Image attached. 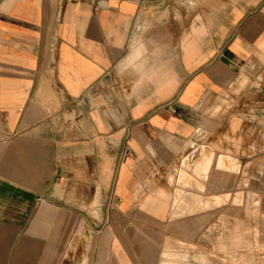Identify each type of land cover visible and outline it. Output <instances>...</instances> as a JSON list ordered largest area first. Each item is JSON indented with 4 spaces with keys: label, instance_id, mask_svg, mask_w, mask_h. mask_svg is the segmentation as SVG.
Returning <instances> with one entry per match:
<instances>
[{
    "label": "crops",
    "instance_id": "0c3cea01",
    "mask_svg": "<svg viewBox=\"0 0 264 264\" xmlns=\"http://www.w3.org/2000/svg\"><path fill=\"white\" fill-rule=\"evenodd\" d=\"M250 196L264 0H0V264L233 262Z\"/></svg>",
    "mask_w": 264,
    "mask_h": 264
},
{
    "label": "rangeland",
    "instance_id": "374dc122",
    "mask_svg": "<svg viewBox=\"0 0 264 264\" xmlns=\"http://www.w3.org/2000/svg\"><path fill=\"white\" fill-rule=\"evenodd\" d=\"M209 164H210V157L208 159L201 158L197 163L196 169L198 172L201 171L203 172L205 170L209 171L210 170ZM219 166H220V162L219 159L217 158L216 161L213 163L212 167L218 168ZM240 185L239 187H241ZM217 199H218L217 200L218 204H220L222 200H220V198ZM250 199H251L250 212L248 213L235 212L233 214V221L229 220L228 222H224L223 228H219L217 230L218 238H219L218 253H228L231 252L232 249L235 258L233 262H227L223 260L221 262L219 261V264H227V263L245 264V262L241 260L242 253L249 254L253 258L264 256V244H262L263 240H261L262 239L261 231L262 229H264L263 228L264 213L253 211L252 209L253 205L258 203V198L250 196ZM242 200H243L242 197L238 198V200L236 199V201H234V204L238 205L241 203ZM231 242L232 244L228 245V247L225 245V243H231ZM263 262L264 261L260 263ZM163 264H173V263L170 261H166ZM250 264H258V261H251Z\"/></svg>",
    "mask_w": 264,
    "mask_h": 264
}]
</instances>
